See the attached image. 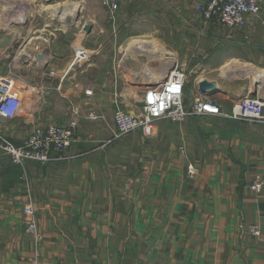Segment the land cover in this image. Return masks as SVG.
<instances>
[{"label":"crops","instance_id":"0c3cea01","mask_svg":"<svg viewBox=\"0 0 264 264\" xmlns=\"http://www.w3.org/2000/svg\"><path fill=\"white\" fill-rule=\"evenodd\" d=\"M197 1L117 0L120 26L107 32L130 40L128 45L145 36L158 40L187 69L186 104L196 92L210 95L226 112L253 91L264 100V0L230 39L225 27L203 21ZM3 17L9 19L1 15L0 22ZM29 17L20 18L23 24L7 22L18 29V50H29L39 70L38 82H32L49 92L39 112L0 119L1 134L21 145L33 123H65L71 104L92 106L107 120L81 122L66 158L57 162L29 160L22 168L0 150V264H264V184L258 194L247 188L257 175L264 180V124L212 115L178 123L161 119L152 136L134 130L105 144L114 132L112 94L125 88L122 106L129 109L124 99L136 91L146 56H127L113 39L99 64L94 59L81 71H68V48L56 44L66 28L22 30ZM7 26L0 27V74L13 44L6 40L13 31ZM53 33L56 42L48 44L43 38ZM235 62L247 72L222 78L220 68ZM88 67L96 70L91 99L81 91V73ZM202 82L215 91H202ZM189 164L197 170L193 179L186 173ZM25 184L34 201L38 242L24 229ZM249 224L260 226L259 237L245 231Z\"/></svg>","mask_w":264,"mask_h":264},{"label":"built area","instance_id":"2783aa9c","mask_svg":"<svg viewBox=\"0 0 264 264\" xmlns=\"http://www.w3.org/2000/svg\"><path fill=\"white\" fill-rule=\"evenodd\" d=\"M101 3L110 25L114 27L118 20L117 0H101ZM2 5L3 3H0V9H3ZM195 10L200 13L204 22L215 21L230 31L226 35V38L230 39L233 33L241 31L245 26L248 16L260 12L261 4L260 0H199L195 4ZM43 39L48 44L51 43V39ZM73 53L74 58H70L68 70L75 64H81L90 58L89 54L80 47H75L70 55ZM173 60L175 63L169 71L164 72L163 68L155 71L159 68V65H156V67L145 69L143 73H147L150 68L146 78H142V74L136 76L137 89L130 95L133 104L132 107L129 106V109L122 106V97L126 89L120 88L113 92L114 111L111 122L114 132L112 137L104 142L105 144L134 130H141L144 136H152L155 133L157 121L161 119L178 123L190 116L212 115L264 124V100L257 97L245 95L237 99L229 112L224 111L222 105L213 97L199 92L194 94L190 104H186L184 89L188 72L182 63L174 58ZM158 61L161 62V60ZM13 76L16 75L13 74ZM21 81L2 82L0 80V119L9 120L22 112L29 115L39 112L37 103H43L49 90L43 84L33 82L22 81L25 86H19L18 82ZM81 91L82 95L88 99L95 94V88L91 84L84 86ZM34 94L38 97L34 98ZM98 120H107V117L92 106L81 108L71 104L70 117L65 123H33L21 145L12 144L0 132V150L12 163L22 168L29 160L42 163L57 162L66 158L64 152L76 140V131L80 123ZM186 173L188 178L193 179L197 174L195 165L189 164ZM263 184V178L257 175L247 184V188L258 194ZM25 190L26 201L22 209L24 229L33 234L35 241L38 242L40 235L36 222V210L28 184H25ZM245 231L253 237H259L261 233L258 224L247 225Z\"/></svg>","mask_w":264,"mask_h":264},{"label":"rangeland","instance_id":"374dc122","mask_svg":"<svg viewBox=\"0 0 264 264\" xmlns=\"http://www.w3.org/2000/svg\"><path fill=\"white\" fill-rule=\"evenodd\" d=\"M1 1H4V4L1 6L3 9H0V16L5 15V16H8L9 19L7 17H3V21L0 22V27L3 25L5 26L8 25L7 26L8 28H11V29L14 28L13 31H11L12 34H9L6 37V40H12L13 44L14 43L16 44L14 46L15 52L13 53L10 52L13 44H11L9 50L7 49V51L5 52L6 54L7 52L9 53V57L8 58L4 57L6 62L0 74L1 76L0 80L2 82H8L10 80H13V81L22 80L24 82H29V83L35 80V82H38L35 79L36 78L35 76L38 75L39 70L35 68V65H33V59H31L32 56L27 53H24L23 50H18L17 46L19 43H16L17 36L15 34V31L18 29H15V27H11L9 25V23L20 22V21H16L15 19H13V15L15 14V11L19 13L25 12L26 14L28 13L29 15L32 14L31 17H29L28 14L25 17V18L29 17V21L25 27L23 26L22 30L27 31L29 30L30 27H34L33 29L30 28L31 29L30 32L32 30L38 31L40 29L51 30V29H58V28L59 29L66 28V34L63 35L62 38L58 37L56 44H62L63 46H66L65 48H68L67 50L68 55L72 53L75 47H80L81 49L85 50L86 53H88L90 56V58L87 61L81 64H75L73 66L71 70H76V71H81L84 67H87V65L90 64L94 59H95L94 62L97 61L98 64L101 62L100 56L104 54V52L107 50L105 47H107L108 45L114 44L113 39L114 40L116 39V38H112L109 35V32L110 31L112 32V30L113 32H117L120 26V24L118 23L119 22L118 20H117V24L114 27L110 25L107 13L101 3V0H84L86 4L84 3V1H82L83 4L81 2L80 4H77V5L73 4L72 0H64L66 2L68 1L66 3L67 6L61 7V8L58 7L59 9L54 8L48 12L47 10H44L42 8L43 5H46L48 3L56 4L63 0H50L48 2H42V3H40V1L38 0H32V1L29 0L28 2H26L27 0L25 1L24 0L23 1L22 0H1ZM1 1L0 3H2ZM28 7H30L29 9L31 10H28ZM64 8L66 11L64 10ZM62 12L66 13L64 15V18H66V20H63V21L61 18ZM93 15L96 16L95 22L91 20ZM7 20H9L8 21L9 23L7 22ZM23 23L24 22L21 21V24ZM107 30H109V32H107ZM53 35L54 33L52 34V37H51V41H53L52 43L56 42L54 41L56 38H54ZM136 37H139V36H136ZM145 37L144 38L141 37V38L143 40H150V41L155 40L159 43V41L153 37H147V38ZM115 41L117 45L121 44L125 46L126 48L130 40H127L126 42L123 39L115 40ZM69 58H74V53L70 55ZM24 60H26L27 63H25ZM150 60L146 61L147 67L149 66L148 61ZM22 62H24L25 64ZM156 64L160 66L162 62L157 61ZM156 64L153 62L151 66L156 67ZM145 69L143 70L145 71ZM67 72H65L64 74L66 75ZM13 74H15L16 76H13ZM81 74L83 76L82 84L83 86H86L87 84L92 82V79L94 78L96 74V70L88 67V69H86V71ZM143 74H146V73H143ZM191 75L194 78L196 74H191ZM132 77H134V75ZM141 77L146 78L142 75ZM18 84L19 86H22L21 83L18 82ZM39 84H42V83H39ZM37 104L40 107L41 103L40 104L37 103ZM124 104L127 106L131 105L132 107L133 102L131 100L129 101V100L124 99ZM23 114H27V113L23 112Z\"/></svg>","mask_w":264,"mask_h":264},{"label":"bare ground","instance_id":"6f19581e","mask_svg":"<svg viewBox=\"0 0 264 264\" xmlns=\"http://www.w3.org/2000/svg\"><path fill=\"white\" fill-rule=\"evenodd\" d=\"M23 1V0H22ZM25 1V0H24ZM29 0H27L26 2H28ZM32 1V0H31ZM68 2V1H67ZM66 1H60L59 3H56V4H46V5H43V9L44 10H47L50 11L54 8H58V7H65L67 6V3ZM70 3V2H69ZM29 4V3H28ZM70 5V4H69ZM28 6V5H27ZM30 8V7H28ZM59 9V8H58ZM43 10V11H44ZM65 10V8H64ZM60 11V10H59ZM66 11V10H65ZM50 13V12H49ZM63 14V16H62ZM61 14V18H62V21L63 20H66V18H64V15L66 13H63L62 12ZM27 16V14L25 12H22V13H19V12H15V14L13 15V19H15L16 21H23V20H20L19 17H22L25 18ZM66 17V16H65ZM60 18V19H61ZM20 22H17V23H12L13 25L15 24H19ZM11 24V25H12ZM20 27V26H19ZM14 29V28H13ZM50 33V32H49ZM132 41V40H131ZM28 43V42H27ZM26 47V45H25ZM37 48V47H36ZM125 54L127 56H136L138 53L139 54H143L146 56L147 60H150L152 62L154 61H157V60H161L162 64L159 66L158 69H155V71H158L160 70L161 68H163V71L166 72V71H169V69L173 66V63L174 60L167 56L166 54V50L155 40H143L142 38L141 39H136L132 42H130V44L128 45L127 48H125ZM136 50V51H135ZM24 53H27V54H30L29 50L25 49L23 50ZM44 52V51H43ZM41 53V52H40ZM45 53V52H44ZM42 54V53H41ZM45 55V54H44ZM44 57V56H43ZM239 62H235L233 64H231L230 66H227V67H221L220 70H219V75L222 77V78H227V77H230L231 79L232 78H235L238 76H242L243 74H245L247 71L245 70L244 67H242V64H240ZM241 66V67H240ZM148 67H152L149 66ZM145 68H147V66H145ZM144 72V71H143ZM142 72V76L144 77H147L150 72V68L148 69L147 73L146 74H143ZM254 72V71H253ZM141 74V73H140ZM139 76V75H138ZM204 77V76H203ZM202 77V78H203ZM204 79V78H203ZM149 84V82H148ZM249 96V95H248ZM252 97V96H251Z\"/></svg>","mask_w":264,"mask_h":264},{"label":"water","instance_id":"95a60500","mask_svg":"<svg viewBox=\"0 0 264 264\" xmlns=\"http://www.w3.org/2000/svg\"><path fill=\"white\" fill-rule=\"evenodd\" d=\"M256 83H257V82H255V84H256ZM144 85H146V84H144ZM200 88H201V89H204V88L207 89V88H209V89H210V92H209V93H213V92L215 91V87H214L213 85H211V84H207V83H205V82L200 83ZM206 89H204V90H202V91H205ZM245 95H246V94H245ZM245 95L241 96L240 98H243ZM249 96L254 97V96H255V91L250 92Z\"/></svg>","mask_w":264,"mask_h":264}]
</instances>
